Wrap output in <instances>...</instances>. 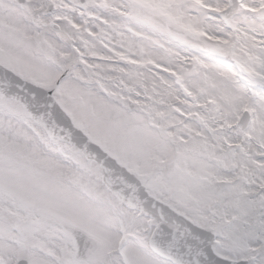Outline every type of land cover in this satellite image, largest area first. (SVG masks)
Instances as JSON below:
<instances>
[{
    "label": "snow or ice",
    "instance_id": "1",
    "mask_svg": "<svg viewBox=\"0 0 264 264\" xmlns=\"http://www.w3.org/2000/svg\"><path fill=\"white\" fill-rule=\"evenodd\" d=\"M0 264H264V0H0Z\"/></svg>",
    "mask_w": 264,
    "mask_h": 264
}]
</instances>
